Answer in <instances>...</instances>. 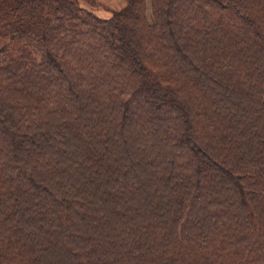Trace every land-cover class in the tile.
I'll list each match as a JSON object with an SVG mask.
<instances>
[{"label": "trees", "instance_id": "16d2710c", "mask_svg": "<svg viewBox=\"0 0 264 264\" xmlns=\"http://www.w3.org/2000/svg\"><path fill=\"white\" fill-rule=\"evenodd\" d=\"M95 5L0 0V264H264V0Z\"/></svg>", "mask_w": 264, "mask_h": 264}, {"label": "rangeland", "instance_id": "374dc122", "mask_svg": "<svg viewBox=\"0 0 264 264\" xmlns=\"http://www.w3.org/2000/svg\"><path fill=\"white\" fill-rule=\"evenodd\" d=\"M96 5L93 7L94 12L100 17H109L110 13L117 11L125 5V0H94ZM82 7L90 9L88 5L81 2ZM91 10V9H90ZM147 19L151 21V11L149 1L147 2ZM8 40L0 36V48L7 44Z\"/></svg>", "mask_w": 264, "mask_h": 264}]
</instances>
